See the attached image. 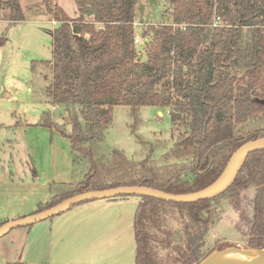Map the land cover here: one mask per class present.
<instances>
[{"label": "trees", "instance_id": "trees-1", "mask_svg": "<svg viewBox=\"0 0 264 264\" xmlns=\"http://www.w3.org/2000/svg\"><path fill=\"white\" fill-rule=\"evenodd\" d=\"M135 1L75 0L79 15L70 17L53 0H42L56 22L47 91L53 104L68 109L70 130L49 114L36 125L58 130L89 166L82 180L56 186L34 211L16 218L84 190L139 185L173 194L199 191L224 174L240 144L264 136V0H171L172 22L142 30L149 39L145 61L137 60L133 41ZM1 4L10 22L23 19L19 0ZM215 18L219 25L212 27ZM4 42L0 37V46ZM117 105H127L134 117L142 106L167 107L171 122L183 130L164 159L183 163L157 165L148 157L136 162L120 151L97 161L90 144L103 139ZM250 188L253 199L244 205L240 194ZM138 197L135 264H197L215 250L234 246L221 244L202 257L199 245L193 246L211 225L212 204L222 199H230L234 226L247 228L245 248L264 247V147L251 150L232 184L214 197L193 202ZM173 209L187 223L177 240L164 226Z\"/></svg>", "mask_w": 264, "mask_h": 264}, {"label": "rangeland", "instance_id": "rangeland-1", "mask_svg": "<svg viewBox=\"0 0 264 264\" xmlns=\"http://www.w3.org/2000/svg\"><path fill=\"white\" fill-rule=\"evenodd\" d=\"M2 1L0 37H5V42L0 46V220L15 207L21 214L34 211L36 201L48 199L44 196L49 189L74 185L89 166L58 130L36 125L49 114L55 124L70 130L68 109L53 104L47 91L52 78L48 62L51 31L56 22L42 0H19L23 19L10 22ZM53 2L70 17L79 15L75 0ZM171 9V0H136L134 34L141 36L149 24L171 23ZM135 49L137 60L145 61L144 48L136 45ZM181 130L183 126L171 122L167 107L142 106L134 117L127 105H117L103 139L90 145L99 162L120 151L136 162L148 157L157 165H180L181 159L166 161L164 155ZM181 175L191 178L187 172ZM253 195L254 188L240 194L244 205ZM138 201L136 195L93 199L30 225L14 227L0 236V264H6L4 259L9 257L15 264H135L133 220ZM234 220L237 215L230 199L213 203L211 225L200 243H193L199 245L198 256L221 244L245 248L247 228L239 230ZM186 224L175 209L164 221L175 240L184 235Z\"/></svg>", "mask_w": 264, "mask_h": 264}, {"label": "water", "instance_id": "water-1", "mask_svg": "<svg viewBox=\"0 0 264 264\" xmlns=\"http://www.w3.org/2000/svg\"><path fill=\"white\" fill-rule=\"evenodd\" d=\"M260 147H264V136L245 140L233 152L224 174L214 184L202 190L185 194H173L156 188L139 185H122L105 189L84 190L73 194L44 210L4 222L0 225V236L14 227L30 225L36 221L51 217L63 210H66L74 204L93 199L111 198L119 195H144L164 199L166 201L193 202L200 199L214 197L225 191L232 184L248 153L251 150ZM240 250L245 252H261L264 250V247L258 249L240 248ZM258 259V257L252 258L243 264H256ZM204 260L205 258L197 264H202ZM261 264H264V258L261 261Z\"/></svg>", "mask_w": 264, "mask_h": 264}, {"label": "bare ground", "instance_id": "bare-ground-1", "mask_svg": "<svg viewBox=\"0 0 264 264\" xmlns=\"http://www.w3.org/2000/svg\"><path fill=\"white\" fill-rule=\"evenodd\" d=\"M258 257L256 264H261L264 250L261 252H245L240 248L230 246L222 250H215L209 254L202 264H243L247 260Z\"/></svg>", "mask_w": 264, "mask_h": 264}, {"label": "crops", "instance_id": "crops-1", "mask_svg": "<svg viewBox=\"0 0 264 264\" xmlns=\"http://www.w3.org/2000/svg\"><path fill=\"white\" fill-rule=\"evenodd\" d=\"M36 185H37V184H36ZM48 189H49V188H48ZM47 197H48V198L50 197V189H49L48 192L45 193L44 198H47ZM46 200H47V199H46ZM46 200H45V201H46ZM45 201H44V202H45ZM37 204H38V202L36 201V202H35V205L37 206ZM18 210H19L18 207H15L14 209H12L11 213H10L9 215H8V214L6 215V219H7V221H8V220H13V218H15L14 216H18L17 214L21 215V213H18ZM22 214H23V213H22ZM24 214H26V213H24ZM22 252H23V251H21V255L23 254ZM21 255H20V256H21ZM9 258H10L9 260H8V259H4V260H5L4 262H5L6 264H15L14 260L12 261L11 257H9ZM20 258H22V257H20ZM19 261H21V260H19ZM134 263H135V261H134Z\"/></svg>", "mask_w": 264, "mask_h": 264}, {"label": "built area", "instance_id": "built-area-1", "mask_svg": "<svg viewBox=\"0 0 264 264\" xmlns=\"http://www.w3.org/2000/svg\"><path fill=\"white\" fill-rule=\"evenodd\" d=\"M217 25H219V20H217V18H215V20H213V22L211 23V26L214 27V26H217ZM148 40L149 39H148L147 36L144 37V36H142V34H141V36H137V35L134 34L133 41H134L135 46L136 45H140V46H142L144 48L146 43L148 42Z\"/></svg>", "mask_w": 264, "mask_h": 264}]
</instances>
